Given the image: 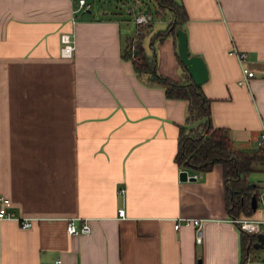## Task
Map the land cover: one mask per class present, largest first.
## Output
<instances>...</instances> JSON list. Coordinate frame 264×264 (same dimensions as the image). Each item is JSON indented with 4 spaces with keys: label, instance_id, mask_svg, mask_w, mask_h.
<instances>
[{
    "label": "crops",
    "instance_id": "obj_1",
    "mask_svg": "<svg viewBox=\"0 0 264 264\" xmlns=\"http://www.w3.org/2000/svg\"><path fill=\"white\" fill-rule=\"evenodd\" d=\"M89 1L92 13L75 17V0H0V198L18 218L0 220V264H246L252 252L243 257L223 166L199 172L176 163L187 100L167 98L122 56L145 9L135 3L128 18L110 5L95 13ZM177 1L189 52L207 65L213 126L227 129L238 151L257 152L264 0ZM156 20L147 51L162 75L183 82L178 37L154 39L173 20ZM70 31L76 50L63 58L61 34ZM234 49L247 53L244 63ZM243 66L255 73L249 85L239 84ZM183 171L199 177L182 180ZM73 219L91 232L70 234ZM181 219L203 220L201 243L196 226L176 228Z\"/></svg>",
    "mask_w": 264,
    "mask_h": 264
},
{
    "label": "trees",
    "instance_id": "obj_2",
    "mask_svg": "<svg viewBox=\"0 0 264 264\" xmlns=\"http://www.w3.org/2000/svg\"><path fill=\"white\" fill-rule=\"evenodd\" d=\"M151 1L154 3V8L143 2L148 14L153 15L155 20L159 18L173 20L169 22L166 29L157 32L154 39L162 42L169 36L177 38V30L182 28L186 20L183 4L177 0ZM130 14H135V11ZM148 28L145 27L142 34L126 39L122 56L132 61L137 75L145 79L148 84L163 87L167 98L187 100V118L185 124L180 126L179 145L175 157L177 165L183 170L209 172L215 165L221 164L224 169L229 215L231 218L255 216L252 199L254 194L260 192L261 187L253 184L249 180V175L253 171L254 163H264L262 152L260 150L255 153L238 151L229 131L213 126L211 100L205 95L202 85L194 82L180 57V63L185 71L183 82L173 81L159 72L156 56L149 55L145 46V33ZM239 229L243 257L246 258L248 253L259 251L255 248L258 236Z\"/></svg>",
    "mask_w": 264,
    "mask_h": 264
},
{
    "label": "built area",
    "instance_id": "obj_3",
    "mask_svg": "<svg viewBox=\"0 0 264 264\" xmlns=\"http://www.w3.org/2000/svg\"><path fill=\"white\" fill-rule=\"evenodd\" d=\"M92 7L89 0H75V8L73 13L78 16L81 13H85L86 11L90 10ZM136 26H137V35L142 34L145 27L150 26L154 23L155 19L153 15L148 14L147 12H139L134 19ZM76 50V36L74 31L64 32L61 34V48H60V55L63 58H73L74 53ZM235 50V49H234ZM235 54L238 55L239 60L241 63H244L247 59L246 52H238L237 50L234 51ZM243 77L239 81L240 85H249L250 79L255 76L254 71L250 68L243 66L242 68ZM258 147L259 150L262 152L264 157V130L261 132L258 138ZM195 179L199 177V174H195L193 176ZM263 192L258 193L257 195V209L255 212H260V206H264V187L262 188ZM125 189L121 188L120 192L124 193ZM1 208H0V220L3 219H18L16 215L12 212L7 210V206H9V199L5 197L0 198ZM119 216L121 218L126 217L125 210L123 208L119 209ZM22 221V225L24 228H29L32 226V219L30 218H23L20 219ZM231 221L235 223L239 228H241L244 232L257 235L263 233L262 225H264V219H262V214L259 217H240V218H231ZM202 219H181L179 223L176 224V228L179 229L181 225L184 223L186 225H194L197 229V242L201 243V230H202ZM67 230L72 235H81V234H89L91 232V227L87 221H83L81 226L76 225L74 219L69 221ZM264 234V233H263ZM259 241V240H258ZM257 241V242H258ZM264 246V245H263ZM253 254H249L247 257V262H252ZM259 264H264V252L262 256L258 259Z\"/></svg>",
    "mask_w": 264,
    "mask_h": 264
},
{
    "label": "water",
    "instance_id": "obj_4",
    "mask_svg": "<svg viewBox=\"0 0 264 264\" xmlns=\"http://www.w3.org/2000/svg\"><path fill=\"white\" fill-rule=\"evenodd\" d=\"M86 12L92 13L91 10H88ZM177 36H178V43H179V55L182 60V63L187 68L188 72L192 76L194 82L197 85L204 84L208 78H209V72L207 69V65L204 61V59L197 55H191L188 49V39L186 32L180 28L177 30ZM180 178L182 180L191 179L193 180L194 177H189L187 171H183L180 174ZM252 206L253 210L256 211L257 209V195H253L252 199ZM258 242L255 244V248L259 249L262 248L264 245V234L260 233L258 234ZM199 264H201V261H199Z\"/></svg>",
    "mask_w": 264,
    "mask_h": 264
},
{
    "label": "rangeland",
    "instance_id": "obj_5",
    "mask_svg": "<svg viewBox=\"0 0 264 264\" xmlns=\"http://www.w3.org/2000/svg\"><path fill=\"white\" fill-rule=\"evenodd\" d=\"M135 2H137L139 5L137 9H145L144 12H146V8L143 6V2L149 3V0H106L102 3H100V0H96L93 5V10L95 13H97L100 9V6L110 5L114 10H120L125 15V17L133 18V15L130 14V10L135 6ZM123 15V16H124ZM122 16V15H120ZM158 20H155L154 23V29L159 27ZM253 171L249 175V180L253 184H258L260 188V193L263 192L262 188L264 187V163L258 162L253 164ZM260 212L262 214V219H264V206H260ZM262 231L264 233V225H262ZM264 252V246L262 248H259V251H252L253 257L252 262L246 264H259L258 259L262 256Z\"/></svg>",
    "mask_w": 264,
    "mask_h": 264
}]
</instances>
